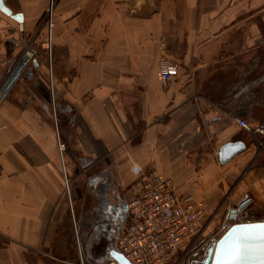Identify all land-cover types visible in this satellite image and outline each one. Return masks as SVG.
Masks as SVG:
<instances>
[{
  "label": "crops",
  "instance_id": "obj_1",
  "mask_svg": "<svg viewBox=\"0 0 264 264\" xmlns=\"http://www.w3.org/2000/svg\"><path fill=\"white\" fill-rule=\"evenodd\" d=\"M4 2L23 22L0 10V264H111L113 241L79 222L98 184L128 199L140 170L222 213L245 199L264 213V155L235 121H264V0Z\"/></svg>",
  "mask_w": 264,
  "mask_h": 264
},
{
  "label": "built area",
  "instance_id": "obj_2",
  "mask_svg": "<svg viewBox=\"0 0 264 264\" xmlns=\"http://www.w3.org/2000/svg\"><path fill=\"white\" fill-rule=\"evenodd\" d=\"M52 8L51 3V12ZM48 25L51 31L52 20ZM48 46L51 47V34ZM177 74V65L162 63L159 78L163 85L174 80ZM235 121L253 136H264V121L256 124L243 118ZM260 145H264V140ZM218 212V208L205 200L184 197L171 177L153 168L140 170L131 185L127 220L119 233L117 249L133 264H169L182 251L180 262L194 248L197 237L206 231L211 214ZM185 244L188 247L183 249Z\"/></svg>",
  "mask_w": 264,
  "mask_h": 264
},
{
  "label": "water",
  "instance_id": "obj_3",
  "mask_svg": "<svg viewBox=\"0 0 264 264\" xmlns=\"http://www.w3.org/2000/svg\"><path fill=\"white\" fill-rule=\"evenodd\" d=\"M0 10L11 18L18 22H23V14L21 12H14L8 7L4 0H0ZM37 64V62H35ZM247 148V145L242 140L227 142L220 147L219 160L221 163H227L232 160L236 155L242 153ZM248 199H245L238 207L239 210L243 209ZM237 209V210H238ZM237 210L233 209L231 218H237ZM127 212V206L125 207ZM121 226L118 227L120 231ZM117 231V237L119 232ZM110 239L113 241L111 248L109 249V255L112 260L111 264H133L126 256L120 252L116 247V239ZM247 239L250 246L256 250L254 255L250 258L244 259L239 264H264L259 256V249L264 247V219L252 218L243 219L232 223L228 229L221 235L206 251V255L202 260V264H218V253H226L234 246Z\"/></svg>",
  "mask_w": 264,
  "mask_h": 264
},
{
  "label": "flooded vegetation",
  "instance_id": "obj_4",
  "mask_svg": "<svg viewBox=\"0 0 264 264\" xmlns=\"http://www.w3.org/2000/svg\"><path fill=\"white\" fill-rule=\"evenodd\" d=\"M105 185V190L102 189ZM109 184L103 181L98 184L93 191L95 196L93 201V206L90 207L91 211L86 212L81 218L80 227L88 235H93L100 238V242H104L107 236L112 239L117 237L118 227L121 226L120 230L126 223L127 212H125V207L127 206V199L125 194L115 187L114 185L109 188ZM238 207H236V210ZM241 210H237V217L240 215V220L252 219L255 217L256 213L245 212L241 213ZM232 214V212H230ZM258 214V213H257ZM259 215V214H258ZM88 217L92 220L89 221ZM256 218V217H255ZM120 232V231H118ZM119 235V234H118ZM204 239H200L197 245L192 249L191 254H189L186 261L182 264H202V260L206 255L207 249L213 244L207 239V235L203 236ZM117 240V239H116ZM206 240V241H205ZM205 242L208 244L206 245ZM104 247V248H103ZM102 248L107 251V248L102 245Z\"/></svg>",
  "mask_w": 264,
  "mask_h": 264
},
{
  "label": "rangeland",
  "instance_id": "obj_5",
  "mask_svg": "<svg viewBox=\"0 0 264 264\" xmlns=\"http://www.w3.org/2000/svg\"><path fill=\"white\" fill-rule=\"evenodd\" d=\"M52 3V2H51ZM51 9V5H49L47 7V11L45 12V16H44V19H43V22L46 24L47 26V30H48V41L50 40V34H51V31H50V28H49V25H48V22H50V20H52V22H54V19H55V10H56V6H54V8H52V12L50 11ZM54 9V11H53ZM54 12V13H53ZM54 14V16H53ZM53 28V27H52ZM51 28V29H52ZM257 140V143H256V154H255V157L254 159H258L264 155V145H260L261 144V141L264 140V136H254ZM209 204V203H208ZM210 206L212 207H215V208H218L219 209V212L216 213V215H213L211 214V216L209 217V222H208V225H207V228H206V231H204L201 235H199L196 239V243L193 241L192 243H195V245H197V243L199 242L200 239H204V235H207V239L209 238V241L212 243L213 241L215 242L221 235H223V233L228 229V227L236 222V221H240V218L241 216L239 215L236 219H232L231 218V214L230 212H225V213H222V210H221V205L220 204H215V205H211L209 204ZM255 217H257L258 219H264V213H260L259 215L256 214ZM255 217H252V218H255ZM247 217H245L246 219ZM205 233V234H204ZM206 241V240H205ZM213 242V243H214ZM205 244L207 245L208 243L205 242ZM188 247V245H184L183 246V249ZM195 247V246H194ZM0 248H9V249H12L11 246H7V245H3V246H0ZM192 250L190 252H188L184 259H182L180 262H179V258L181 257V255L183 254L182 251H180V253L169 263V264H182L184 261H186V258H188L189 254H191Z\"/></svg>",
  "mask_w": 264,
  "mask_h": 264
},
{
  "label": "snow or ice",
  "instance_id": "obj_6",
  "mask_svg": "<svg viewBox=\"0 0 264 264\" xmlns=\"http://www.w3.org/2000/svg\"><path fill=\"white\" fill-rule=\"evenodd\" d=\"M255 252L256 250L245 239L228 252L223 254L218 253V264H239L240 261L252 257ZM259 256L264 261V247L259 249Z\"/></svg>",
  "mask_w": 264,
  "mask_h": 264
},
{
  "label": "bare ground",
  "instance_id": "obj_7",
  "mask_svg": "<svg viewBox=\"0 0 264 264\" xmlns=\"http://www.w3.org/2000/svg\"><path fill=\"white\" fill-rule=\"evenodd\" d=\"M26 60H23V62H22V64H21V66L19 67V71L21 70V68H22V66H23V63L25 62ZM18 72V71H17ZM16 72V73H17ZM10 85V84H9ZM4 92V91H3ZM3 92L2 93H0V99H1V97L3 96Z\"/></svg>",
  "mask_w": 264,
  "mask_h": 264
}]
</instances>
